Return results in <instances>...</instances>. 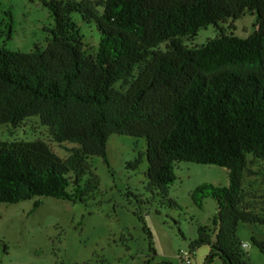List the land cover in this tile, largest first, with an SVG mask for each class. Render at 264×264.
Here are the masks:
<instances>
[{
  "label": "trees",
  "instance_id": "trees-1",
  "mask_svg": "<svg viewBox=\"0 0 264 264\" xmlns=\"http://www.w3.org/2000/svg\"><path fill=\"white\" fill-rule=\"evenodd\" d=\"M41 1L53 19L46 47H0V127L36 116L53 142L72 147L62 158L41 139L0 140V203L85 202L98 185L94 174L82 185L86 160L109 165L111 134L144 138L145 151L126 167L137 169L145 157L148 189L172 207L168 186L178 163L226 168L228 186L203 183L190 194L199 206L212 197L217 210L210 225L198 226L189 254L208 245L209 262L249 264L236 232L240 223L264 225L243 205L248 163L264 162V0ZM74 12L94 24L96 52L84 45ZM246 13L255 22L241 38L234 22ZM208 26L214 37L184 43Z\"/></svg>",
  "mask_w": 264,
  "mask_h": 264
},
{
  "label": "rangeland",
  "instance_id": "rangeland-1",
  "mask_svg": "<svg viewBox=\"0 0 264 264\" xmlns=\"http://www.w3.org/2000/svg\"><path fill=\"white\" fill-rule=\"evenodd\" d=\"M77 24L88 52H96L99 35L93 23L83 21L76 12ZM255 15L246 13L234 22V34L241 38L253 31ZM227 22L223 27H229ZM53 19L41 0H0V47L29 52L46 47ZM215 36L213 26L201 29L195 39L184 43L201 45ZM163 50L165 44H160ZM117 87H125L118 82ZM44 140L60 157L66 158L70 143L52 141L50 128L36 116L17 126L0 127V140ZM145 151L144 138L111 134L107 141L106 165L101 157L86 160L94 174L95 189L85 202L53 197H33L16 203H0V264H186L182 253L197 236L200 225H210L217 202L205 198L200 206L190 194L200 184L228 186L226 168L194 162H180L174 168L175 180L168 186V198L178 206L161 200L148 189L147 161L135 170L126 165ZM244 173L245 208L264 217V162L251 160ZM39 207L30 213L34 201ZM237 238L249 264H264V225L240 223ZM260 241V249L252 242ZM153 251H152V249ZM210 247L203 245L190 254V264H224L215 256L209 262Z\"/></svg>",
  "mask_w": 264,
  "mask_h": 264
},
{
  "label": "built area",
  "instance_id": "built-area-1",
  "mask_svg": "<svg viewBox=\"0 0 264 264\" xmlns=\"http://www.w3.org/2000/svg\"><path fill=\"white\" fill-rule=\"evenodd\" d=\"M241 246H242V248H244V247H246V244L242 243ZM182 256L184 258V262L186 264H190V254H189V252H187V251L183 252Z\"/></svg>",
  "mask_w": 264,
  "mask_h": 264
}]
</instances>
